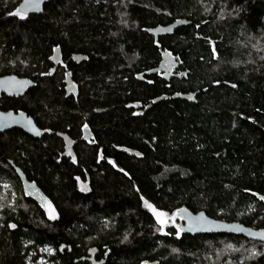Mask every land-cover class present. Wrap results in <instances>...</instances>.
Instances as JSON below:
<instances>
[{
    "label": "trees",
    "instance_id": "obj_1",
    "mask_svg": "<svg viewBox=\"0 0 264 264\" xmlns=\"http://www.w3.org/2000/svg\"><path fill=\"white\" fill-rule=\"evenodd\" d=\"M21 1L0 0V77L36 85L0 110L27 112L43 133H0V264H264V241L163 228L151 210L264 230V0H53L36 15ZM179 19L190 24L150 33ZM166 51L180 77L147 73ZM63 61L77 98L65 95ZM82 120L97 145L75 135ZM69 127L74 160L58 134Z\"/></svg>",
    "mask_w": 264,
    "mask_h": 264
},
{
    "label": "water",
    "instance_id": "obj_2",
    "mask_svg": "<svg viewBox=\"0 0 264 264\" xmlns=\"http://www.w3.org/2000/svg\"><path fill=\"white\" fill-rule=\"evenodd\" d=\"M53 0H22L19 4L18 11L25 15L30 14H41L45 10L46 3ZM190 24L185 19H179L171 24L158 26L150 29V33L158 38L161 35L171 34L178 27ZM53 62L58 65L61 60L60 49L57 48L54 56L52 57ZM167 64V65H166ZM179 67V63L176 61V57L173 56L169 51L162 52V61L160 65L154 69L149 70L148 74L163 73V77L170 80L173 76H179L180 74H174V69ZM56 67H54L55 69ZM54 69L51 73L54 72ZM36 82L27 77H20L18 75H5L0 77V99L4 94L10 97H20L28 93ZM174 98H182L190 101L195 100V94H181L175 93ZM168 96H160L154 99V103H158L163 99H167ZM22 129L27 134L39 137L43 133L40 126L36 123L35 119L28 115L25 111H2L0 110V133L9 131L12 129ZM16 171L19 174L24 191L28 196L35 198L38 203L46 207L49 202L48 198L42 191V189L32 181H29L22 170L16 167ZM181 216L183 219V230L185 233L190 235H204V234H233L239 236H245L250 239L264 241V230L255 229L250 226H246L237 221H226L216 219L208 215L205 211L192 212L186 208L181 209ZM63 251L64 245L60 247ZM104 263V262H103ZM145 264H156V263H145Z\"/></svg>",
    "mask_w": 264,
    "mask_h": 264
},
{
    "label": "flooded vegetation",
    "instance_id": "obj_3",
    "mask_svg": "<svg viewBox=\"0 0 264 264\" xmlns=\"http://www.w3.org/2000/svg\"><path fill=\"white\" fill-rule=\"evenodd\" d=\"M85 58L86 57L84 56V57H78V58L73 57L72 59H73V61L75 63L79 64L82 61H84ZM59 62H58V64H59ZM62 66H63V69H64V78H65L64 79L65 95H66V97H75V98H77L79 96V92H80L79 90H80V88H79V83L77 81H75V79H74V72L69 67L68 63H66V62L64 63V61L62 62ZM55 67H56V64H55ZM174 71H175V69H174ZM158 74H160L161 77H163V73H158ZM138 78H140L141 80H143V77H141V75H138ZM4 95H6V94H4ZM8 97H10V96H8ZM15 97H17V96H15ZM129 107H134L135 110H136V112H140L141 110H143L142 109V107H143V104L142 103H133ZM10 111H13V110H10ZM82 121L83 122L80 123L78 129L75 128V130H76V132H75L76 134L75 135L76 136H79L80 139L82 141H85L87 144H95V145H97L98 137H97V134L94 131L93 127L90 125V123L88 121H86V120H82ZM71 131H72V127L71 128L69 127L68 128V131H60L58 134H59V136H61L64 139V141L66 143L65 149H66L67 156L71 157L74 160L76 158V153H75L76 138L72 134ZM99 149H100V152L99 153L103 156L104 155L103 154V147H101ZM83 184H86V183H83ZM23 190H24V187H23ZM31 198H33V197H31ZM33 199L35 201H37L35 198H33ZM48 200H49V202L47 203L46 207H44L40 203H39V205H41L43 207V209L45 211H47L51 215L54 210H53V206H52V203H51V201H50L49 198H48ZM37 203H38V201H37ZM169 219H173V217L172 216H169ZM182 227H183V224L181 222V226L179 227V229H182L183 230Z\"/></svg>",
    "mask_w": 264,
    "mask_h": 264
},
{
    "label": "rangeland",
    "instance_id": "obj_4",
    "mask_svg": "<svg viewBox=\"0 0 264 264\" xmlns=\"http://www.w3.org/2000/svg\"><path fill=\"white\" fill-rule=\"evenodd\" d=\"M8 188V185L6 186V189ZM81 188L83 190H87L88 187H87V184H83L81 183ZM151 210L153 211L154 215L156 216L157 220L159 221V223L161 224V226L164 228V227H167L169 225H175L177 226L178 228L181 226V218L178 217V216H175L173 217V219H169V217H167V214L163 213V212H160V211H157L155 208L151 207ZM54 213V212H53ZM52 213V215H53ZM158 213H163L164 215L159 217L158 219V216L157 214ZM163 220L164 223H161L160 221ZM52 253H53V250H52Z\"/></svg>",
    "mask_w": 264,
    "mask_h": 264
},
{
    "label": "snow or ice",
    "instance_id": "obj_5",
    "mask_svg": "<svg viewBox=\"0 0 264 264\" xmlns=\"http://www.w3.org/2000/svg\"><path fill=\"white\" fill-rule=\"evenodd\" d=\"M149 207H150V205H149ZM164 214L163 213H158L157 214V216H158V219H159V217H161V216H163ZM52 218H55V216H53ZM161 223H164V221L163 220H161L160 221ZM12 227L14 228L15 227V225H12Z\"/></svg>",
    "mask_w": 264,
    "mask_h": 264
}]
</instances>
